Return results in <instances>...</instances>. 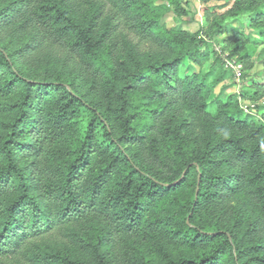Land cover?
Listing matches in <instances>:
<instances>
[{
  "label": "trees",
  "instance_id": "trees-1",
  "mask_svg": "<svg viewBox=\"0 0 264 264\" xmlns=\"http://www.w3.org/2000/svg\"><path fill=\"white\" fill-rule=\"evenodd\" d=\"M228 1L193 33L184 0H0V264H264V120L201 69L244 15L224 49L264 66V0Z\"/></svg>",
  "mask_w": 264,
  "mask_h": 264
},
{
  "label": "rangeland",
  "instance_id": "rangeland-1",
  "mask_svg": "<svg viewBox=\"0 0 264 264\" xmlns=\"http://www.w3.org/2000/svg\"><path fill=\"white\" fill-rule=\"evenodd\" d=\"M227 1L211 0L206 2L205 0H184L185 12L178 14L175 12L174 8H169L166 15L162 18V21L168 28L180 26L187 31L196 33L199 32L200 29L205 25V9L207 7L225 4ZM228 2H230L229 5L221 9V12L227 9L232 4L233 0H229ZM233 28H243L246 33H251L252 37H256V34L253 33L251 27L249 26V19L247 15L241 16L232 22L227 31H225L216 39H211L210 36L202 34V38L206 42H209L211 49L209 58L206 59L201 66L202 71L207 72L210 69L217 68L220 64V61L223 63L222 66L227 71L226 78L221 79L214 85L213 91L210 95V100H213L217 96H220L222 100H227L231 96H237L239 105L243 110V117L251 116V118L264 120V98L258 102H254L246 99L243 96L244 93L252 92L254 90L253 85L256 82L264 81L263 63L259 61L256 55L253 59V68L247 70L244 64L238 60L237 56L231 55L229 50L224 49L225 47L222 40L232 34ZM263 47V45H260L257 48V52H259ZM202 51L205 52L206 47H203ZM49 59H54L55 63L60 60L62 63L65 62V58L60 56L57 52L48 53L46 56H44L45 63H48L47 61ZM228 61L242 71V76H237V71L229 67ZM185 63H190L192 68H200L199 63H196L195 61H186ZM244 74L245 76L243 77ZM217 76V74H214L212 76V80Z\"/></svg>",
  "mask_w": 264,
  "mask_h": 264
},
{
  "label": "built area",
  "instance_id": "built-area-1",
  "mask_svg": "<svg viewBox=\"0 0 264 264\" xmlns=\"http://www.w3.org/2000/svg\"><path fill=\"white\" fill-rule=\"evenodd\" d=\"M229 67L232 68V69H235L237 71V76L238 77L242 76V71L239 70L237 67H235V65H233L231 62H229Z\"/></svg>",
  "mask_w": 264,
  "mask_h": 264
}]
</instances>
